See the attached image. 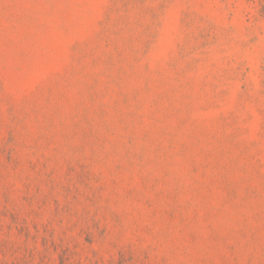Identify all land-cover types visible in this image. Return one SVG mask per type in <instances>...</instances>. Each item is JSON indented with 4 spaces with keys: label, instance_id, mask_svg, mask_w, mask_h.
<instances>
[{
    "label": "rangeland",
    "instance_id": "1",
    "mask_svg": "<svg viewBox=\"0 0 264 264\" xmlns=\"http://www.w3.org/2000/svg\"><path fill=\"white\" fill-rule=\"evenodd\" d=\"M0 264H264V0H0Z\"/></svg>",
    "mask_w": 264,
    "mask_h": 264
}]
</instances>
